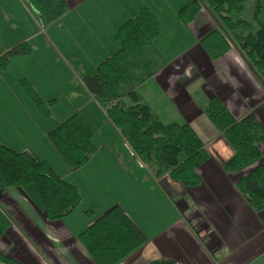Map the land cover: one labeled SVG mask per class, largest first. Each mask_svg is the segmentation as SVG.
Instances as JSON below:
<instances>
[{
  "label": "crops",
  "instance_id": "1",
  "mask_svg": "<svg viewBox=\"0 0 264 264\" xmlns=\"http://www.w3.org/2000/svg\"><path fill=\"white\" fill-rule=\"evenodd\" d=\"M65 1L68 11L52 25L41 29L20 0H0V10L6 19L0 20L5 22L0 30V56L21 42L30 43L31 47L28 55L13 58L0 69V143L15 151H29L47 161L54 170L50 158L58 159L59 167L65 164L45 134L61 117L45 127L44 116L19 80H28L44 100H59L48 87L51 81H56L68 90L67 98L85 97L92 101L82 78L116 51L113 36L117 27L144 7L160 21L154 9L159 0ZM190 1L175 0L178 5L171 7L174 12L170 16L178 19L176 12ZM69 16L72 18L68 19ZM175 25L185 45L179 51L165 53L158 46L159 36L155 45L166 66L145 81L138 92L161 121L187 122L200 136L210 155L198 170L200 185L183 189L169 179L161 183L154 180L109 123L106 137L95 135L92 124H100L105 114L93 101L92 107L76 112L93 130L98 151L78 170L70 171L65 166L62 178L74 184L81 195L84 192L90 195L91 200L107 195L103 204L87 207L93 209V218L119 205L144 235V245L120 264H147L160 259L178 264H264V210L250 208L237 190L235 182L243 172L223 170V164L233 151L201 108L210 95L216 94L236 119L252 112L264 124V109H257L264 101V87L235 48L216 60L206 54L199 40L216 28V23L205 9H200L187 25ZM8 40L18 43L8 47ZM82 40L93 42L91 50L76 47L75 43ZM34 52L37 59L32 61ZM55 62L81 79L84 90H73L70 84L66 86V76L57 81L59 70L53 67ZM12 65H17L16 70H12ZM45 68L53 72L54 77L46 78L44 74L49 71ZM263 142L261 153L264 152ZM103 173L116 174V180L110 179L106 184ZM99 174L101 181L109 186L106 193L95 189V178ZM142 188L148 189V193ZM15 193L18 194L13 190L0 192V207L13 221L0 239L2 252L24 264H93L77 240V235L89 222L81 209L76 219H70V214L50 222L22 196L23 202H18Z\"/></svg>",
  "mask_w": 264,
  "mask_h": 264
},
{
  "label": "trees",
  "instance_id": "2",
  "mask_svg": "<svg viewBox=\"0 0 264 264\" xmlns=\"http://www.w3.org/2000/svg\"><path fill=\"white\" fill-rule=\"evenodd\" d=\"M46 29L68 11L65 0H20ZM246 0H191L178 9V19L187 25L200 9H205L216 28L201 37L199 44L216 60L235 48L245 65L264 87V0H253L250 19L241 14ZM163 27L153 12L144 7L115 30L116 51L100 61L92 75L82 78L83 85L108 122L117 130L132 155L161 183L164 179L183 189L201 183L199 168L210 158L204 143L191 124L164 123L138 92L148 79L166 66L155 41ZM30 52L21 42L0 56V69L15 57ZM19 84L43 116L50 115L55 100H44L31 83ZM209 123L232 149L223 164L226 173L246 170L235 186L250 208L264 210V161L260 144L264 124L249 112L236 119L222 99L212 94L202 105ZM46 139L70 171L84 167L98 147L94 132L78 112H72L46 132ZM17 191L47 221H58L82 204L78 188L59 176L45 160L29 151H15L0 143V192ZM88 219L77 240L93 264H120L139 250L146 239L130 216L113 205L93 218L90 209L82 210ZM11 217L0 207V239L11 227ZM5 264H24L0 250ZM147 264H178L172 260H152Z\"/></svg>",
  "mask_w": 264,
  "mask_h": 264
},
{
  "label": "rangeland",
  "instance_id": "3",
  "mask_svg": "<svg viewBox=\"0 0 264 264\" xmlns=\"http://www.w3.org/2000/svg\"><path fill=\"white\" fill-rule=\"evenodd\" d=\"M138 1L141 2L140 0H135V2H138ZM175 5H178V3L175 2V0L174 1L173 0H159L157 7L156 8L154 7V9H156L157 16L160 19V22L163 24V26H162L163 32L160 35V39L157 41L158 46L164 52L167 51L168 53H172V51H179L183 47V45H185L184 44V38H181V36H180L181 32H179L177 30L176 25H175V24H179V26H183V25H181L182 23H179L180 20L176 19L175 17L173 18L172 16H170V13L173 11L171 9V7H176ZM252 11H253V0H246L244 10L241 14V17L244 19H250L252 16ZM173 15H174V13H173ZM130 17H132V16H130ZM69 18H72V17L69 16L68 19ZM68 19H65V20H68ZM0 20H6L5 17L3 16V13L1 10H0ZM212 20H213V18H212ZM4 23H5L4 21H0V30H3ZM184 34L185 33H183L182 35L184 36ZM12 38H14V37L12 36ZM16 43H18V41L17 42H12V41L10 42L9 40L7 41V45H9L8 47H11ZM92 43L93 42L91 40L90 41L82 40V41H78L77 43H75V45H76V47L79 48V50L80 49L91 50ZM28 46L30 47V43H28ZM113 46L117 47L115 42H114ZM7 48H5V49H7ZM36 57H37V53H35V52L32 53L31 60L35 61L37 59ZM16 66L17 65H12L11 66L12 70H16ZM53 67H55L59 70L58 72L55 71L58 74V77L56 79L57 81H60V78L63 79L66 76V78H67L66 86L70 84V86L73 90H79V91L84 90V88L81 86V82H80L81 79L75 78V75L71 72V70L66 69V67H64L62 64L56 63V62L53 64ZM19 68H20V66H19ZM45 70L49 71V69H47V68H45ZM93 73H94V71L91 74H93ZM44 75L46 76V78L54 77V74L51 71H49L47 74H44ZM51 82L52 83L48 84V87H49V89H52L55 91L56 96L59 98V100L57 102H55L53 104V106L50 108V111L52 112L51 118L48 117L49 115L44 116V126L45 127H49L50 124L52 125L53 121H57L56 118H58V117H61L59 121H62L63 119H65L67 116H69L71 114V111L74 112L77 110V111L83 112L85 109L92 107V104H94V103H92V101L95 102L91 97L90 98L92 99V101L90 99H85V97H81L78 99L67 98L66 95H67L68 90L66 88H63L59 84V82H56V81H51ZM52 90H49V91H52ZM42 91L45 93V87L44 86L42 88ZM81 103H83V104H81ZM90 103H91V106L89 105ZM257 109L258 110L264 109V101L261 102V104L259 105V107ZM47 118H50V119H47ZM93 123L94 124H92V125L94 127L95 135H100V136L106 137V135H107L106 131L108 132V130H109V127H108L109 122L107 121L106 116L104 117V119L100 120V124H99V122L96 124H95V122H93ZM164 123H170V122H164ZM29 124L31 125V122H29ZM109 126H110V128H112L111 127L112 125L110 123H109ZM28 127L30 129L29 125H28ZM51 127H54V126H51ZM262 145H264V142ZM50 159H51V162L53 164V167H55L56 173L62 177V174L64 173L63 169L66 168L65 167L66 165L63 166L61 164L59 167L58 166V159H54V157H52ZM262 161H264V152L262 153V158H261L260 162H262ZM241 172H243L245 174L246 170L241 171ZM97 173H99V172H97ZM103 175H104L105 183H106V181H108L110 179L116 180V176H115L116 174L110 175L108 173H103ZM99 177H100V174L97 175L95 178V180H96L95 189H98L101 194L106 193L107 187L109 189V186L108 185L106 186L101 181V179ZM106 184H109V183H106ZM142 190L145 193H148V191H149L148 189H143V188H142ZM106 196L107 195L98 196V197H95L93 200H91L90 195H86L84 192L82 195V201H83L82 204L80 205V207L78 209L74 210L73 213H71L69 218L70 219H76V216H77L76 214H78L80 209L82 212V210L87 209V207L89 205L97 207V206L103 204L104 198ZM15 197H16V200L18 202H23V199L21 198L20 194H16ZM100 198H103V200H101ZM83 216H84V214H83Z\"/></svg>",
  "mask_w": 264,
  "mask_h": 264
},
{
  "label": "built area",
  "instance_id": "4",
  "mask_svg": "<svg viewBox=\"0 0 264 264\" xmlns=\"http://www.w3.org/2000/svg\"><path fill=\"white\" fill-rule=\"evenodd\" d=\"M0 264H5L4 262L0 261Z\"/></svg>",
  "mask_w": 264,
  "mask_h": 264
}]
</instances>
